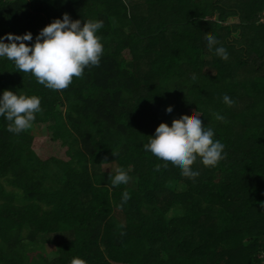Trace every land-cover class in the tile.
Listing matches in <instances>:
<instances>
[{"label": "trees", "instance_id": "obj_1", "mask_svg": "<svg viewBox=\"0 0 264 264\" xmlns=\"http://www.w3.org/2000/svg\"><path fill=\"white\" fill-rule=\"evenodd\" d=\"M62 13L102 20L104 50L59 91L0 58V90L42 109L19 134L0 116V264H264V0H0V35ZM195 112L224 158L190 179L143 144Z\"/></svg>", "mask_w": 264, "mask_h": 264}, {"label": "clouds", "instance_id": "obj_2", "mask_svg": "<svg viewBox=\"0 0 264 264\" xmlns=\"http://www.w3.org/2000/svg\"><path fill=\"white\" fill-rule=\"evenodd\" d=\"M104 24L99 19H72L67 13L60 18H53L45 24L33 37L25 31L21 34L4 33L0 35V58L13 62L15 69L30 73L38 84L52 90H63L69 86L73 77H80L88 66L99 64L103 53L98 30ZM31 41V43H25ZM208 49L214 51L221 59H227L225 48L218 45L217 39L206 35ZM222 102L231 105L233 101L228 95L222 96ZM40 98L36 95H25L9 89L0 90V116L8 121L7 131L19 134L29 129L35 119V114L41 112ZM166 112L172 107L166 106ZM217 120L224 117L214 113ZM200 115L195 112L191 118L180 115L173 118L170 125L161 121L147 136L143 144L146 151L157 159L178 169L187 178L199 175L191 165L199 157L205 167H214L224 158V145L214 139V131L202 125ZM159 170V165L156 166ZM108 179L113 187L127 183L129 177L126 170L116 167L114 173H108ZM129 198L127 191L122 192L121 201ZM70 264H87L80 257H73Z\"/></svg>", "mask_w": 264, "mask_h": 264}, {"label": "rangeland", "instance_id": "obj_3", "mask_svg": "<svg viewBox=\"0 0 264 264\" xmlns=\"http://www.w3.org/2000/svg\"><path fill=\"white\" fill-rule=\"evenodd\" d=\"M192 115L193 114H190L189 118H191ZM37 130L35 132L32 131L31 133L35 134V136H37V138H40V140H42L41 144L43 145L44 142L47 141L46 133L48 132L46 127H45V124H41V126H38ZM44 148L45 147L43 146V149ZM45 251H46L47 254L50 253V248H48L47 245L45 246Z\"/></svg>", "mask_w": 264, "mask_h": 264}]
</instances>
